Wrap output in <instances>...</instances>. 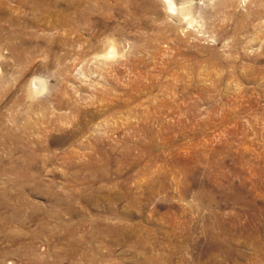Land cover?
Segmentation results:
<instances>
[{
  "label": "rangeland",
  "instance_id": "rangeland-1",
  "mask_svg": "<svg viewBox=\"0 0 264 264\" xmlns=\"http://www.w3.org/2000/svg\"><path fill=\"white\" fill-rule=\"evenodd\" d=\"M180 2L0 0V264H264V0Z\"/></svg>",
  "mask_w": 264,
  "mask_h": 264
},
{
  "label": "bare ground",
  "instance_id": "bare-ground-1",
  "mask_svg": "<svg viewBox=\"0 0 264 264\" xmlns=\"http://www.w3.org/2000/svg\"><path fill=\"white\" fill-rule=\"evenodd\" d=\"M165 1V5L168 7V9L171 11V12H174L175 14H177L178 18H181L182 20H185V16H188L190 14V11H189V14L186 13V10H185V7H184V4L182 2H180V0H164ZM178 4L180 5V7H178ZM71 5V4H70ZM72 6V5H71ZM73 8V7H72ZM187 14V15H186ZM191 15V14H190ZM189 15V16H190ZM180 20V19H179ZM192 22V21H191ZM115 46H111L110 50H108V54H114L116 53L115 52ZM106 55V54H105ZM109 57V56H107ZM106 58V57H105ZM5 72V71H4ZM38 86V83H35V85H33V88L31 91H32V94L35 95L37 94V87ZM42 87V86H41ZM38 93H40V91H38Z\"/></svg>",
  "mask_w": 264,
  "mask_h": 264
}]
</instances>
